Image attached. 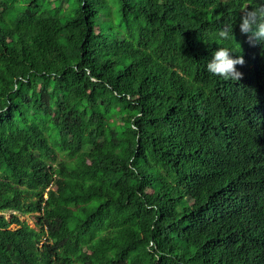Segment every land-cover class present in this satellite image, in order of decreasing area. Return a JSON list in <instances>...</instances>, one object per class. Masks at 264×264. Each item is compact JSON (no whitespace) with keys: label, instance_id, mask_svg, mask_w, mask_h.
Masks as SVG:
<instances>
[{"label":"trees","instance_id":"trees-1","mask_svg":"<svg viewBox=\"0 0 264 264\" xmlns=\"http://www.w3.org/2000/svg\"><path fill=\"white\" fill-rule=\"evenodd\" d=\"M251 6L0 0V264H264ZM225 24L239 80L206 71Z\"/></svg>","mask_w":264,"mask_h":264},{"label":"clouds","instance_id":"clouds-1","mask_svg":"<svg viewBox=\"0 0 264 264\" xmlns=\"http://www.w3.org/2000/svg\"><path fill=\"white\" fill-rule=\"evenodd\" d=\"M240 13H242L239 15L241 34L246 36L250 46H264V0H258V6L242 8ZM233 34V25L231 24H225L214 32V39L224 41V43H216V47L211 51L210 58L206 59L205 66L209 74L233 80H239L242 76L236 66L243 65L244 58L242 54L236 55L242 52L231 43ZM236 43L240 44L238 41ZM261 106H264V103L260 104L259 108Z\"/></svg>","mask_w":264,"mask_h":264},{"label":"rangeland","instance_id":"rangeland-1","mask_svg":"<svg viewBox=\"0 0 264 264\" xmlns=\"http://www.w3.org/2000/svg\"><path fill=\"white\" fill-rule=\"evenodd\" d=\"M21 220L27 222L31 227H36L37 219L35 216H20Z\"/></svg>","mask_w":264,"mask_h":264}]
</instances>
